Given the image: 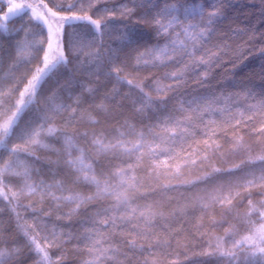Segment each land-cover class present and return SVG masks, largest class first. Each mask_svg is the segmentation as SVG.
<instances>
[{"label": "snow or ice", "instance_id": "obj_1", "mask_svg": "<svg viewBox=\"0 0 264 264\" xmlns=\"http://www.w3.org/2000/svg\"><path fill=\"white\" fill-rule=\"evenodd\" d=\"M131 2L140 6L137 0ZM99 3L100 0H52V6H49L46 0H7V10L0 8V30L5 32L9 31L11 18L30 14L26 21L29 27L22 24L16 29L17 33H24V39L13 43L7 38L8 47L0 45V64L14 61L13 67L16 63L29 66L22 79L0 84V149L3 150L0 152V196L9 204L23 206L33 214L35 224L23 227L29 251L38 256L34 264H63L64 257L58 256L54 260L48 246L41 245L38 235L33 234L38 228L47 229L42 221L51 216V209L34 208L31 203L21 205V197H38L41 205L45 200L49 201L58 213L57 221L66 219L71 224L76 220L80 226L77 233H59L54 227L44 239L51 238V246L55 248H61L65 242L61 236L77 240L92 257L84 264H149L144 252L154 256V249L165 245L171 247V243L158 233V228L169 232V226L162 221L178 214L183 219L191 208L209 214V223L215 226L227 221L211 217L214 207L219 205L231 211L236 206L233 200L246 201L247 211L241 219L244 234L226 230L230 246L225 245L223 237H216L214 242L208 241V249L200 255L215 256L218 264H264V154L255 159L249 157L227 169L208 164L210 171L204 175L194 180L182 179V167L195 166L197 159L200 165H205L215 156L223 155L220 152L222 145L216 140L218 135L232 145L234 152L251 151L243 137L235 132L253 123L254 116L245 119L243 111L233 113L227 106L228 101L238 94H218L209 91L206 84L213 68L221 67L223 56L228 55L224 50L227 44L209 47L214 24L223 15L226 0H213L210 10L199 3L192 4L191 0H163L162 5H154L153 26L157 35L163 33L167 36L168 43L145 45L142 50L136 47L133 67L162 68L165 71L161 76L145 77L136 82L122 75L128 64L118 51L109 49L102 58L103 29L115 18V10L105 9L103 15L94 19L89 13L94 10L99 13ZM119 10L122 16H131L135 12V8L126 6ZM181 10L182 16L177 14ZM85 25H91L95 33L77 31ZM169 29L173 32L170 33ZM107 34L110 36L111 32ZM30 36L32 39L28 38ZM118 39L127 41L125 48L139 45L137 38L123 33ZM85 43L94 47V51L86 54L94 60L86 62L81 59ZM260 51L264 52V49ZM104 68L108 77H115L116 84H127L134 91L121 93L113 86L111 92L103 96V100L112 102L111 108L103 102L89 105L100 117L97 119L81 109L88 102L87 93L98 92V89L88 88L81 80L96 77L98 83V73ZM77 71L82 75L78 77ZM62 78L64 84L60 82ZM164 80L171 83L165 84ZM146 88L157 95L153 96ZM61 90L66 93L63 97L59 94ZM246 95L255 99L250 92ZM260 95L264 97V92ZM95 98L91 97L93 101ZM41 99L46 107L41 104ZM126 107L139 118L138 128L128 124L127 120L119 128L106 125L108 120L123 116ZM248 110L258 112L262 121L259 128L251 129L252 134L264 137V98L249 105ZM216 116L220 119L217 120ZM85 120L94 126H105L83 131L73 127L83 126ZM229 131L233 135L229 136ZM197 135L205 138L197 140ZM36 150L50 151L58 159L47 160V171L36 169L35 161L41 159L36 156ZM257 162L258 168L255 167ZM137 171L175 180L176 183L162 187L166 191L185 189L187 194L181 195L187 203L177 208L173 207L178 203L174 199H169L167 204L149 201L148 196L155 190L140 191L143 185ZM237 171L242 175L236 177ZM222 176L230 179L221 182ZM12 179L19 181L17 191L10 188ZM81 188L89 191H81ZM254 191L261 197L255 202L251 199ZM203 227L201 217L196 228ZM207 235L206 232L200 233L201 238ZM20 251L19 247L0 249V264L18 256ZM165 255L177 257L169 264H184L179 259V251L166 252ZM187 259L185 253L184 260Z\"/></svg>", "mask_w": 264, "mask_h": 264}, {"label": "trees", "instance_id": "obj_2", "mask_svg": "<svg viewBox=\"0 0 264 264\" xmlns=\"http://www.w3.org/2000/svg\"><path fill=\"white\" fill-rule=\"evenodd\" d=\"M27 2H32V0H27ZM46 2L49 3V6H52V0H46ZM162 2L163 0H137V4L140 5L137 7V5L133 4L131 0H100V3L97 5L99 13H96L95 10L94 12L89 13L93 15L94 19H96L104 14L105 9L115 10V18L108 22V27L106 29H103L105 34L103 36L104 51L102 53V58L108 54L109 49L118 51L128 64L125 73L122 75H127L128 79H131L134 82L143 80L145 77L154 78L161 76L165 71V69L162 68H150L144 66L138 68L133 67L136 64V53L134 52L136 47L139 46L142 50L145 45L151 46L159 44L160 46H163L165 43H168L167 36L163 33L157 35V29L153 26V16L156 11L154 5H162ZM173 2H176V0H173ZM191 3L194 5L199 3L200 6L209 8L213 3V0H191ZM6 4L7 0H0V8H3L5 11L7 10ZM123 6L135 8L134 14L131 16H122L119 9ZM177 14L182 16V10ZM0 15H2V13H0ZM28 15L30 14H22L21 16L11 18L8 21L9 31L5 32L0 30V45L7 48L9 43L7 38H11L13 43H15L16 40L24 39V33H17L16 29L20 28L22 24L25 25L26 28L29 27L26 24ZM214 28L215 31L212 34L209 47L215 44H227L228 47L224 50L228 55L223 56L221 67L213 68L211 78L206 84L209 91H216L218 94L221 92L228 95L233 93L238 94L232 100L228 101L227 106L232 109L233 113L243 111L245 119L248 116H254L253 123L249 124L247 128L240 127L235 132L237 136L243 137L244 142L250 146L251 151L234 152L231 150L232 145L226 141L222 135H218L216 140L222 145L220 152L223 155L215 156L211 161L206 162L205 165H200V162L197 159V164L195 166L190 168L182 167V179L184 180H194L196 177L209 172L210 168L207 166L208 164L217 168L227 169L233 167V165L241 164L242 161L248 160L249 157L255 159L257 155L264 154V142H262L264 141V137L258 138L251 132V129L260 127L262 122L261 116L258 112L248 110L249 105L264 98L260 95L264 92V52L260 51L261 49H264V0H226L223 8V15L215 22ZM77 31L95 33L96 30L91 25H85L84 27L77 29ZM175 31H180V29L175 28ZM108 32H111L110 36L107 34ZM169 32L172 33L173 29H169ZM122 33L137 38L139 40V45L132 44L125 48L127 41H121L118 39ZM28 38L32 39L31 36ZM36 38L39 39V37ZM182 38L183 37H181V39ZM96 39L99 40V35L96 36ZM92 51H94V47L85 43L81 59L86 62L88 59L94 60V57H86V54ZM13 63L14 61H6L5 63L0 64V84L8 83L15 79H22L24 73L29 67L23 63H16L13 67L11 66ZM69 67L71 68V65ZM100 67L103 68V65L101 64ZM106 73V68L103 69V72L98 73V83L96 82V77L81 80V83L88 88L98 89V92L87 93L89 97L88 102L85 103L81 109L82 112H90L91 115L97 119L100 117L96 112L91 110L89 105L103 102L111 108L112 102L103 100V96L105 93L111 92L113 86L119 89L121 93L134 91L133 87L127 84H116L115 77H108ZM76 75L79 77L82 73L77 71ZM60 82L61 84H64L65 79L62 78ZM163 83L167 84L171 83V81L164 80ZM188 87L189 90H191L190 78ZM146 91H151L153 96L157 95L150 88H146ZM201 91H203V89H201ZM249 92L254 94L255 99L252 95H246V93ZM59 94L62 97L66 95L63 90H61ZM92 96L96 97L95 101L91 99ZM117 99H120V97H117ZM41 104L45 107L47 106L43 99H41ZM123 111V116L119 117L117 120H108L106 125H115L119 128L120 125L127 120L128 124L136 125L138 128L139 118L134 117V114L129 107H126ZM215 118L219 120L220 116H216ZM104 126L105 125L94 126L85 120L83 126L74 125L73 127H79L80 130L83 131L85 129L91 130L93 127L99 128ZM120 130L126 131L124 128H121ZM228 135L231 136L233 133L229 131ZM204 138L205 137L200 135H197L196 137L197 140ZM13 142L20 143V141ZM189 142L191 143V141ZM51 143L54 144L55 147H59L54 141H51ZM80 143L81 146H83V141H80ZM2 151L3 150L0 149V152ZM36 156L41 159L35 161L34 166L36 169H41L43 171H47V160L50 159L55 161L58 159L55 154L46 150H36ZM193 159H196V157H193ZM178 162L181 165L183 164V161ZM113 163L120 164L121 161H113ZM145 163L147 162L145 161ZM255 167H259V162L256 163ZM136 175L141 179L143 185L140 189L141 192L148 193L155 190L153 195L148 196L149 201H160L167 204L169 199H174L178 203H174L173 207L177 208L182 207L187 203L181 195L182 193L185 195L187 194L185 189L166 191L162 187L164 184L176 183L175 180L149 176L144 171H137ZM241 175L242 173L239 171L235 173L236 177ZM33 179H36L35 174H33ZM228 179H230L228 176H222L220 178L221 182ZM200 187L203 188L204 185H201ZM10 188L12 191L18 190V179H12L10 181ZM4 190L8 191V189ZM80 190L84 192L89 191L87 188H81ZM237 190L243 191L241 189ZM251 199L255 202L261 199V197L257 196L254 191ZM29 203H31L34 208L42 207L45 211L51 209V216L44 217L42 221L47 225V229L41 230L38 228L37 232L33 234L38 235L41 245L48 246L49 254L54 260L58 256H63V264H84L85 261L92 259V257L83 250L84 245H78V242L75 239L61 236L60 239L65 241L61 248L52 247L51 238L47 240L44 239L46 235H50V232L54 227L59 233H77L80 226L75 219L71 224H69L66 219L57 221L56 216L58 213L52 208L49 201L45 200L41 205L38 203V197H32L31 199H26L24 197L20 198L21 205H28ZM233 204L236 206L231 211L227 208H222L219 205L211 210L210 215L212 218L217 221H227L226 223H218L215 226H212L209 223V214L199 210H192L191 208L188 209V214L183 216V219H181L178 214L176 217H169L168 221H162V223L169 226V232L165 233L163 228H158V233L163 240L171 243V247L169 248L165 245L163 248L154 249V256L149 255L148 252H144V258L148 259L149 264H152L153 261H155V264H169V262L177 259V257L167 256L165 253L179 251L181 253L179 259L184 261V264H218L215 256H203L200 255V253L207 250L208 241L212 240L214 242L216 237H223L225 245L230 246L231 240L229 236L225 235L226 230L229 232H239L241 235L244 234L241 219L243 214L247 211V202L233 200ZM64 210H67V206ZM17 213H19V215H17ZM40 215L43 217V213H40ZM201 217H203L204 227L197 230V220ZM35 222L33 214L25 207L9 204L8 200H5L0 196V249L11 250L14 247H19L21 249L18 256L13 257L12 259H6L5 264H34V262L38 260V256L33 251H29V241L28 237L24 235L23 227L25 224H35ZM201 232H206L208 235L201 238ZM236 238H239V236ZM185 253L188 257L186 261L184 260ZM220 264H223V262H220Z\"/></svg>", "mask_w": 264, "mask_h": 264}, {"label": "rangeland", "instance_id": "obj_3", "mask_svg": "<svg viewBox=\"0 0 264 264\" xmlns=\"http://www.w3.org/2000/svg\"><path fill=\"white\" fill-rule=\"evenodd\" d=\"M16 2H20V0H16Z\"/></svg>", "mask_w": 264, "mask_h": 264}]
</instances>
